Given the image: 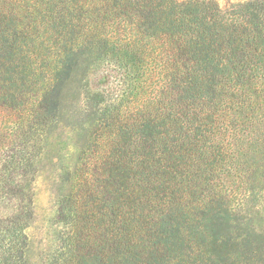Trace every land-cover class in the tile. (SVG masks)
I'll use <instances>...</instances> for the list:
<instances>
[{
    "label": "trees",
    "instance_id": "1",
    "mask_svg": "<svg viewBox=\"0 0 264 264\" xmlns=\"http://www.w3.org/2000/svg\"><path fill=\"white\" fill-rule=\"evenodd\" d=\"M100 68L33 260L19 178ZM0 264H264V0H0Z\"/></svg>",
    "mask_w": 264,
    "mask_h": 264
},
{
    "label": "rangeland",
    "instance_id": "2",
    "mask_svg": "<svg viewBox=\"0 0 264 264\" xmlns=\"http://www.w3.org/2000/svg\"><path fill=\"white\" fill-rule=\"evenodd\" d=\"M218 5L225 9L231 5L244 3L250 0H215ZM111 72L101 68L94 74L76 77L77 82L70 84L67 96V107L62 114V122L57 128L45 138L43 151L36 159L37 172L33 177L19 178L22 188L30 189L34 196V219L28 229L29 237L33 245V260L36 254L42 252L53 240L55 233L59 230L56 223L58 213L59 193L64 187L59 185L61 174L67 168H73L78 161L81 150L80 140H77L75 123L78 124L81 110L85 106L83 97V86L88 85L89 92L102 89L107 85L113 86ZM114 75V73H113ZM80 78L82 81H78ZM108 78V79H107ZM79 84V85H78ZM77 109V113L74 109ZM76 113V114H75ZM74 127V128H73ZM80 136L82 131L78 130ZM10 211L11 206L4 207ZM39 253V254H40ZM38 254V255H39Z\"/></svg>",
    "mask_w": 264,
    "mask_h": 264
}]
</instances>
